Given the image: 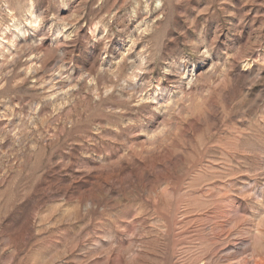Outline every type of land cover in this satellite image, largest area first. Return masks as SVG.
Masks as SVG:
<instances>
[{
	"label": "clouds",
	"instance_id": "obj_1",
	"mask_svg": "<svg viewBox=\"0 0 264 264\" xmlns=\"http://www.w3.org/2000/svg\"><path fill=\"white\" fill-rule=\"evenodd\" d=\"M0 264H264V0H0Z\"/></svg>",
	"mask_w": 264,
	"mask_h": 264
},
{
	"label": "rangeland",
	"instance_id": "obj_2",
	"mask_svg": "<svg viewBox=\"0 0 264 264\" xmlns=\"http://www.w3.org/2000/svg\"><path fill=\"white\" fill-rule=\"evenodd\" d=\"M210 212L211 208L209 206L198 212H190L185 216L183 221H180V224L185 225V227L179 234L181 237H187V239L181 240L179 246L183 247L189 241L195 242L203 232L218 227L219 222L217 221L216 216L211 215ZM161 216L164 217L163 223L167 224L170 219L167 211H161ZM157 227H160V225L158 224Z\"/></svg>",
	"mask_w": 264,
	"mask_h": 264
}]
</instances>
